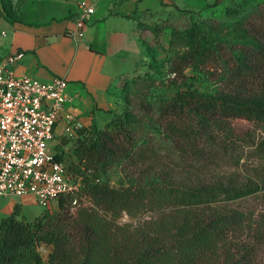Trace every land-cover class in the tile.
Wrapping results in <instances>:
<instances>
[{"label":"trees","instance_id":"1","mask_svg":"<svg viewBox=\"0 0 264 264\" xmlns=\"http://www.w3.org/2000/svg\"><path fill=\"white\" fill-rule=\"evenodd\" d=\"M252 1L243 0L248 8L234 24L236 42L216 59L212 90L172 80L170 97L139 105L171 137L182 183L144 180L165 162L132 130L134 110L125 111V129L113 114L103 127L80 128L75 161L66 167L80 177L79 190L33 220L18 217L15 203L0 220V264H264V138L256 133L264 127V0ZM236 13L226 7L210 20ZM190 29L171 68L177 75L212 48L193 32L198 27ZM236 119L252 127L237 129ZM116 160L133 167L136 177L119 185L101 180ZM249 199L258 207H242ZM123 213L157 215L119 223ZM41 244L50 246L45 257Z\"/></svg>","mask_w":264,"mask_h":264},{"label":"crops","instance_id":"2","mask_svg":"<svg viewBox=\"0 0 264 264\" xmlns=\"http://www.w3.org/2000/svg\"><path fill=\"white\" fill-rule=\"evenodd\" d=\"M81 0H0V64L6 56L23 52L4 68L16 76L49 81L66 78L68 101L55 123L50 149L65 167L75 161L74 148L81 142L80 128L103 127L118 102V86L125 74L135 70L144 44L138 26L148 12L176 5L199 8L200 0H86L94 13L84 36L76 34V7ZM4 32L2 35L1 33ZM78 124L66 130V120ZM19 198V214L26 217ZM33 199V198H32ZM13 197L0 200V220L13 211ZM42 256L50 246L41 244Z\"/></svg>","mask_w":264,"mask_h":264},{"label":"rangeland","instance_id":"3","mask_svg":"<svg viewBox=\"0 0 264 264\" xmlns=\"http://www.w3.org/2000/svg\"><path fill=\"white\" fill-rule=\"evenodd\" d=\"M261 0L252 1L253 4ZM199 8H186L187 12L174 7H165L160 11H151L141 21V39L144 44V51L135 70L131 74H125L120 79L118 86V102L112 108L116 117V125L123 123L121 129H125L127 118L125 111L134 110V121L132 130L137 131V136L143 138V142L149 146L156 147L162 156L164 164L157 167L153 172L144 177V180L171 181L181 184L182 178L177 172L175 161L177 156L172 150V139L164 131L161 119L156 114H145L139 111L140 103L145 100L155 101L158 98L170 97L175 88L171 81H176L179 85L197 87L200 90H212L217 82L215 66L216 59L222 58L231 49V44L236 42L234 24L242 16L248 5H243V0H200ZM215 2V3H214ZM226 7L236 8L237 13L230 19L211 17L218 15L219 11ZM212 25L215 29H211ZM198 27V31L193 32L209 40L212 46L210 52L205 53L206 57L201 63L191 64L182 71V75H177L172 71V65L177 59V53L184 50L187 36L192 32L190 28ZM149 26V28H148ZM161 30L156 31V29ZM214 50V51H213ZM127 96L128 101H125ZM133 108V109H132ZM141 108V107H140ZM136 114V115H135ZM123 119V122L120 120ZM237 129H247L252 127L250 122L243 119H236L233 122ZM256 133L264 138V127H256ZM134 172V175L131 174ZM136 177L133 167L126 164L124 160L111 162L100 178L109 184H126L129 178ZM2 198H0L1 200ZM15 203H19L18 197H13ZM249 199L242 203V207L255 208L258 202ZM22 209L26 217L42 212L44 210L32 198L22 200ZM58 208V204L52 207V211ZM19 214V213H18ZM157 214L144 213L131 218L123 213L119 218V223H138ZM41 253L43 249L40 248Z\"/></svg>","mask_w":264,"mask_h":264},{"label":"built area","instance_id":"4","mask_svg":"<svg viewBox=\"0 0 264 264\" xmlns=\"http://www.w3.org/2000/svg\"><path fill=\"white\" fill-rule=\"evenodd\" d=\"M75 13L80 29L74 35L83 37L94 8L81 0ZM22 55L23 52L10 54L3 63H12ZM3 63L0 64V198L31 196L44 210L52 211L62 195L75 194L80 188V177L72 176L50 149L54 125L68 101L65 92L69 82L59 76L49 81L16 76ZM74 126L78 124L68 118L66 130ZM75 202L76 197L72 204Z\"/></svg>","mask_w":264,"mask_h":264}]
</instances>
